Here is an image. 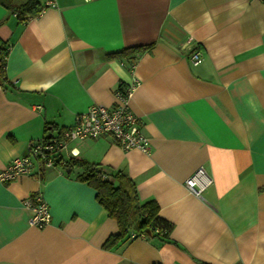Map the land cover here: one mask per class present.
I'll list each match as a JSON object with an SVG mask.
<instances>
[{"label": "crops", "instance_id": "crops-1", "mask_svg": "<svg viewBox=\"0 0 264 264\" xmlns=\"http://www.w3.org/2000/svg\"><path fill=\"white\" fill-rule=\"evenodd\" d=\"M4 46L0 171L91 105L114 107L117 86L137 78L130 108L150 155L107 136L68 148L125 174L172 230L168 242L124 238L105 249L118 227L80 170L36 164L0 183V264H264V2L57 0L23 23L0 5ZM138 46L150 47L133 70L107 58ZM199 169L197 195L185 182ZM34 193L49 208L42 229L23 207Z\"/></svg>", "mask_w": 264, "mask_h": 264}, {"label": "built area", "instance_id": "built-area-1", "mask_svg": "<svg viewBox=\"0 0 264 264\" xmlns=\"http://www.w3.org/2000/svg\"><path fill=\"white\" fill-rule=\"evenodd\" d=\"M264 2V0H257ZM57 0H45L42 10L56 7ZM190 61L197 65L201 61L199 52L191 55ZM135 62L128 64L133 70ZM139 85L137 78H132L128 84H119L114 90L116 105L112 108L99 104L91 105L85 112L74 117L73 125L62 130L57 136L46 140L30 142L24 156L12 160L0 171V183L7 184L24 176H31L36 164L40 167H53L66 165L64 156L74 159L78 152L75 148L69 149V143H82L89 139L110 137L113 143L123 150L134 149L144 155H150V141L140 129V118L130 108L133 92ZM64 155V156H63ZM60 159L58 164L56 159ZM203 170L188 178L185 186L199 194L195 187L200 184ZM23 207L30 213L28 224L31 227L42 229L50 222L49 208L40 193H34L23 201ZM129 238H136L135 233L130 232Z\"/></svg>", "mask_w": 264, "mask_h": 264}, {"label": "trees", "instance_id": "trees-1", "mask_svg": "<svg viewBox=\"0 0 264 264\" xmlns=\"http://www.w3.org/2000/svg\"><path fill=\"white\" fill-rule=\"evenodd\" d=\"M0 5L14 14L22 23L35 18L42 10L39 0H27L22 4L16 3L15 0H0ZM149 47L125 48L120 52L109 54L107 58L130 64L135 62ZM7 52V47L0 48L1 86L7 83L5 77ZM48 138L50 137H43L42 139ZM74 167L80 170L77 173V178L95 189L98 204L105 209L108 217L117 224L119 233L111 236L103 248L110 249L122 239H129L130 231L135 233L136 238L147 240L157 238L162 242H168L172 224L159 216V208L154 201L139 202L135 184L125 174L120 171L108 172L99 165L76 159L66 162V168H70V171Z\"/></svg>", "mask_w": 264, "mask_h": 264}, {"label": "water", "instance_id": "water-1", "mask_svg": "<svg viewBox=\"0 0 264 264\" xmlns=\"http://www.w3.org/2000/svg\"><path fill=\"white\" fill-rule=\"evenodd\" d=\"M59 162H60V159H59V158L55 160V163H56V164H58ZM69 169H70V168H66V172H68Z\"/></svg>", "mask_w": 264, "mask_h": 264}, {"label": "rangeland", "instance_id": "rangeland-1", "mask_svg": "<svg viewBox=\"0 0 264 264\" xmlns=\"http://www.w3.org/2000/svg\"><path fill=\"white\" fill-rule=\"evenodd\" d=\"M24 0H15L16 3H20V2H23ZM64 156V155H63ZM65 158V156H64ZM66 159V158H65Z\"/></svg>", "mask_w": 264, "mask_h": 264}, {"label": "flooded vegetation", "instance_id": "flooded-vegetation-1", "mask_svg": "<svg viewBox=\"0 0 264 264\" xmlns=\"http://www.w3.org/2000/svg\"><path fill=\"white\" fill-rule=\"evenodd\" d=\"M64 168H66V165L64 166Z\"/></svg>", "mask_w": 264, "mask_h": 264}]
</instances>
